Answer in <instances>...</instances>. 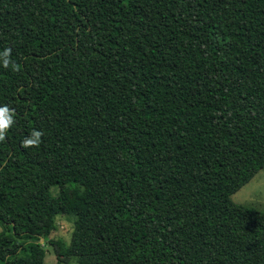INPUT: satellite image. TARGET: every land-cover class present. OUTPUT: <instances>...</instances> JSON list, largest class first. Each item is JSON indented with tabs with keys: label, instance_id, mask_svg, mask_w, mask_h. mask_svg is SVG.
Segmentation results:
<instances>
[{
	"label": "trees",
	"instance_id": "1",
	"mask_svg": "<svg viewBox=\"0 0 264 264\" xmlns=\"http://www.w3.org/2000/svg\"><path fill=\"white\" fill-rule=\"evenodd\" d=\"M5 108L0 264H264V0H0Z\"/></svg>",
	"mask_w": 264,
	"mask_h": 264
},
{
	"label": "rangeland",
	"instance_id": "2",
	"mask_svg": "<svg viewBox=\"0 0 264 264\" xmlns=\"http://www.w3.org/2000/svg\"><path fill=\"white\" fill-rule=\"evenodd\" d=\"M52 190L56 192V188ZM231 198L236 203L253 206L264 211V168L259 170L247 183L233 193ZM56 223L57 229L52 231L49 237H61L68 242L72 231V221L63 215H58L56 217ZM45 247L47 248L44 258L45 264H57V259L52 248L48 245H45ZM63 264H77V260L70 258Z\"/></svg>",
	"mask_w": 264,
	"mask_h": 264
},
{
	"label": "clouds",
	"instance_id": "3",
	"mask_svg": "<svg viewBox=\"0 0 264 264\" xmlns=\"http://www.w3.org/2000/svg\"><path fill=\"white\" fill-rule=\"evenodd\" d=\"M11 118L7 115V109H0V140L4 138L5 130L11 123ZM36 139H28L24 141L25 146L38 144L39 133L33 134Z\"/></svg>",
	"mask_w": 264,
	"mask_h": 264
}]
</instances>
